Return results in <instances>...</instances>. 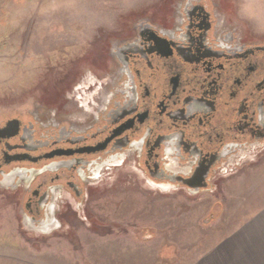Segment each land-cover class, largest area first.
I'll list each match as a JSON object with an SVG mask.
<instances>
[{"label": "flooded vegetation", "instance_id": "obj_1", "mask_svg": "<svg viewBox=\"0 0 264 264\" xmlns=\"http://www.w3.org/2000/svg\"><path fill=\"white\" fill-rule=\"evenodd\" d=\"M128 27L81 111L0 118V183L28 182L18 208L42 234L70 227L127 159L159 190L199 193L264 150V31L230 0H174Z\"/></svg>", "mask_w": 264, "mask_h": 264}, {"label": "rangeland", "instance_id": "obj_2", "mask_svg": "<svg viewBox=\"0 0 264 264\" xmlns=\"http://www.w3.org/2000/svg\"><path fill=\"white\" fill-rule=\"evenodd\" d=\"M230 1L242 22L264 31V0ZM173 2L0 0V118L47 124L53 112L81 111L113 39ZM103 177L85 211L69 213L70 227L43 234L18 208L28 182L0 183V264H264V150L213 191L159 190L132 159Z\"/></svg>", "mask_w": 264, "mask_h": 264}, {"label": "water", "instance_id": "obj_3", "mask_svg": "<svg viewBox=\"0 0 264 264\" xmlns=\"http://www.w3.org/2000/svg\"><path fill=\"white\" fill-rule=\"evenodd\" d=\"M16 122H17V120H10V121L6 124L5 129H7V128L13 126V124L16 123Z\"/></svg>", "mask_w": 264, "mask_h": 264}]
</instances>
